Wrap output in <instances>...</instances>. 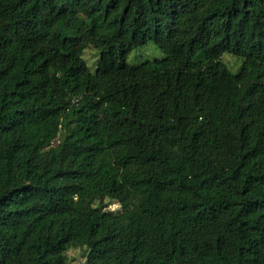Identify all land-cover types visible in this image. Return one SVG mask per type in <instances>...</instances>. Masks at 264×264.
I'll list each match as a JSON object with an SVG mask.
<instances>
[{
  "label": "trees",
  "instance_id": "obj_1",
  "mask_svg": "<svg viewBox=\"0 0 264 264\" xmlns=\"http://www.w3.org/2000/svg\"><path fill=\"white\" fill-rule=\"evenodd\" d=\"M79 247L264 264V0H0V264Z\"/></svg>",
  "mask_w": 264,
  "mask_h": 264
},
{
  "label": "rangeland",
  "instance_id": "obj_2",
  "mask_svg": "<svg viewBox=\"0 0 264 264\" xmlns=\"http://www.w3.org/2000/svg\"><path fill=\"white\" fill-rule=\"evenodd\" d=\"M83 59L87 63L91 72L95 71L96 63L99 57V52L93 46L87 47L83 51ZM163 57V52L152 43H148L144 47L133 49L127 56L126 62L131 66H136L146 60L160 59ZM221 60L226 64L227 68L233 73L236 72L240 60L235 56L225 53ZM106 208L115 210L119 208V204L110 199H105ZM86 250L85 248H72L67 251V257L72 264H86Z\"/></svg>",
  "mask_w": 264,
  "mask_h": 264
}]
</instances>
